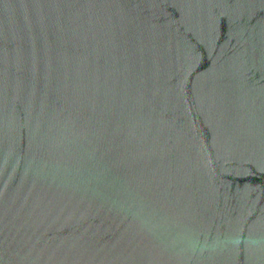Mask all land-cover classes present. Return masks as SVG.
I'll list each match as a JSON object with an SVG mask.
<instances>
[{
    "label": "water",
    "instance_id": "water-1",
    "mask_svg": "<svg viewBox=\"0 0 264 264\" xmlns=\"http://www.w3.org/2000/svg\"><path fill=\"white\" fill-rule=\"evenodd\" d=\"M0 264H264V0H0Z\"/></svg>",
    "mask_w": 264,
    "mask_h": 264
}]
</instances>
